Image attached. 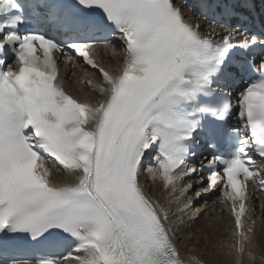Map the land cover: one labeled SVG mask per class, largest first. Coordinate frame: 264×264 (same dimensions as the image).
Returning <instances> with one entry per match:
<instances>
[{
    "label": "snow or ice",
    "instance_id": "snow-or-ice-1",
    "mask_svg": "<svg viewBox=\"0 0 264 264\" xmlns=\"http://www.w3.org/2000/svg\"><path fill=\"white\" fill-rule=\"evenodd\" d=\"M187 6L0 0V264H186L145 175L170 190L178 221L202 195L194 187L219 189L243 254L249 181L264 190V19L251 0L247 13L197 0L205 33ZM100 49L123 52L115 69L94 58ZM61 61L101 99L66 91ZM202 144L210 155L197 164ZM53 171L75 182L53 183Z\"/></svg>",
    "mask_w": 264,
    "mask_h": 264
},
{
    "label": "bare ground",
    "instance_id": "bare-ground-1",
    "mask_svg": "<svg viewBox=\"0 0 264 264\" xmlns=\"http://www.w3.org/2000/svg\"><path fill=\"white\" fill-rule=\"evenodd\" d=\"M188 19L194 24H201L205 33L208 32L209 25L204 22H197L193 16L187 12ZM98 60L103 61V65L115 69L123 57V52L117 50L115 56L111 49L107 52L100 49L95 53ZM91 72L92 70L89 69ZM76 75L73 76L72 73ZM63 78L64 86L67 91L80 100H91L95 104L101 97L93 91V86L86 85L80 81L87 79L79 67H64L60 73ZM94 81H99L102 77L97 73L91 77ZM190 179H197L196 176ZM52 181L56 184L64 182L74 183L75 178L66 173H52ZM206 181V178H205ZM185 179L183 183H187ZM145 184V191L158 200L165 207H170L173 215L171 218L176 222L175 235L173 236L178 243L181 253L192 263L191 257H196L203 264H264V200L258 194L249 198L246 205L245 215L242 217L241 231L249 236V240L244 242V252L240 254L236 250L237 236L235 217L231 212L232 201L221 202V193L219 189L209 190L207 182L202 186L194 187L188 195L195 198V192L201 191L202 195L196 200L194 207L190 212L184 214L181 221L176 220V206L169 205V191L163 187L162 181L157 179L152 181L145 175L142 179ZM262 203V205H261ZM237 210L239 203L235 201ZM192 213L197 214L196 219H189ZM251 227L253 231L247 232ZM252 253L253 259L249 256ZM82 253H74V255ZM68 264H75L70 258Z\"/></svg>",
    "mask_w": 264,
    "mask_h": 264
}]
</instances>
